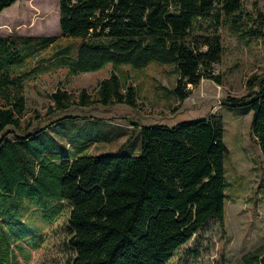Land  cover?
I'll return each mask as SVG.
<instances>
[{"label": "trees", "instance_id": "obj_1", "mask_svg": "<svg viewBox=\"0 0 264 264\" xmlns=\"http://www.w3.org/2000/svg\"><path fill=\"white\" fill-rule=\"evenodd\" d=\"M15 1L0 0V12ZM42 1L49 11L52 0ZM252 3L254 13L242 15L241 0H57L59 32L77 44L56 47L50 64L75 74L107 63L137 69L152 61L171 63L176 78L170 92L181 101L201 80L222 84V74L215 71L223 52L220 28L246 41L264 35L263 13L256 1ZM32 5L33 0L28 7ZM56 40L36 35L0 38L2 237L23 239L25 232L34 231L22 217H14L30 202L34 205L22 214L31 210V221H40L44 229L64 217V246L72 253L69 264H165L209 219L222 228L227 149L216 112L172 125L140 126L136 154L72 155L43 149L44 130L75 116L28 130L22 81L33 69L19 74L13 70L24 57L53 47ZM244 85L245 95L225 96L222 104L250 109V135L264 163V70L248 76ZM49 98L47 114L73 105L140 106L135 87L122 83L113 70L90 94L84 87L76 94L56 88ZM33 247L22 246V251L39 245ZM18 256L28 264L30 254ZM241 260L264 264V255L253 250Z\"/></svg>", "mask_w": 264, "mask_h": 264}, {"label": "rangeland", "instance_id": "obj_2", "mask_svg": "<svg viewBox=\"0 0 264 264\" xmlns=\"http://www.w3.org/2000/svg\"><path fill=\"white\" fill-rule=\"evenodd\" d=\"M31 1L17 0L0 12V38L17 35L57 38L53 47L48 46L24 57L21 65L14 67V73L18 74L33 69L22 81L24 120L31 123L29 130L63 116H75L74 119H62L44 130L40 137L43 149H59L72 155L103 152L136 154L139 151L140 126L172 125L180 120L216 112L222 120V139L227 149L223 157V227L219 228L214 220L209 219L175 250L165 264H244L241 255L246 252L257 250L264 255V163L250 135V109L246 110L243 104H222L225 96L245 95L246 78L264 70V35L246 41L245 36L238 37L227 28H220L223 52L215 71L222 74V84L201 80L196 87L187 85L190 93L177 101L170 92L176 78L171 63L152 61L141 69L107 63L98 70L75 74L64 66H52L50 63L55 58L51 61L49 57L53 50L58 46L71 49L77 41L63 37L59 32L57 0H52L49 11L42 7V0H33L36 6L29 8ZM253 1L257 2V9L262 11L264 18V0H241L242 15L254 13ZM262 31L264 33V25ZM111 70L122 83L135 87L139 108L125 104L107 107L99 104L73 105L62 111L46 113L50 104L49 94L56 88L76 94L79 88L84 87L90 94L97 81ZM6 136L10 138L9 133ZM45 155L56 157L52 153ZM33 205L30 202L25 208H20L21 214ZM18 213L14 217H22L24 224H31L28 228L34 231L25 232L27 236L23 239L0 234L2 264L13 263L18 255L22 256V246L34 248V244L39 247L30 252V264H69L72 253L64 246V217L41 232L44 226L40 221L31 223L34 217L31 210L22 216Z\"/></svg>", "mask_w": 264, "mask_h": 264}, {"label": "crops", "instance_id": "obj_3", "mask_svg": "<svg viewBox=\"0 0 264 264\" xmlns=\"http://www.w3.org/2000/svg\"><path fill=\"white\" fill-rule=\"evenodd\" d=\"M100 80V79H99ZM99 80L97 81V82H99ZM33 223H35L34 221H32ZM55 224V223H54ZM46 229V228H45ZM45 229H43L44 231H45ZM29 252H31V251H28L26 248H24V250H23V254L25 255V256H28L30 253ZM14 262H15V264H24V263H22L23 262V260L19 257V256H17L15 259H14ZM28 264H30V260H29V262H28Z\"/></svg>", "mask_w": 264, "mask_h": 264}]
</instances>
